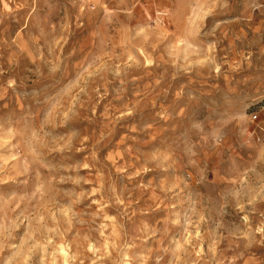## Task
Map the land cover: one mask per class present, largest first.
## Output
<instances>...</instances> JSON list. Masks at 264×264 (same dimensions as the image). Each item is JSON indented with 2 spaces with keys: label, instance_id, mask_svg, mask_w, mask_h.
Wrapping results in <instances>:
<instances>
[{
  "label": "clouds",
  "instance_id": "clouds-1",
  "mask_svg": "<svg viewBox=\"0 0 264 264\" xmlns=\"http://www.w3.org/2000/svg\"><path fill=\"white\" fill-rule=\"evenodd\" d=\"M264 0H0V264H264Z\"/></svg>",
  "mask_w": 264,
  "mask_h": 264
},
{
  "label": "rangeland",
  "instance_id": "rangeland-1",
  "mask_svg": "<svg viewBox=\"0 0 264 264\" xmlns=\"http://www.w3.org/2000/svg\"><path fill=\"white\" fill-rule=\"evenodd\" d=\"M261 118H264V114H262Z\"/></svg>",
  "mask_w": 264,
  "mask_h": 264
}]
</instances>
